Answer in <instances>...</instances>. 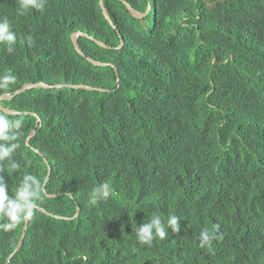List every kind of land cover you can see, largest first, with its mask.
<instances>
[{
	"label": "trees",
	"instance_id": "obj_1",
	"mask_svg": "<svg viewBox=\"0 0 264 264\" xmlns=\"http://www.w3.org/2000/svg\"><path fill=\"white\" fill-rule=\"evenodd\" d=\"M125 1L150 11L103 0L112 28L99 0H43L24 15L0 0L17 37L0 42V77L15 78L0 95L37 82L104 89L31 87L0 101L22 121L21 169L0 163L9 196L50 168L45 192L58 195L36 204L66 217L79 207L70 219L36 208L9 264H264V0ZM77 30L108 47L79 36V53ZM102 183L111 195L91 205ZM153 214L180 217V231L140 244L136 227ZM24 222L0 229V264ZM213 224L223 238L200 247Z\"/></svg>",
	"mask_w": 264,
	"mask_h": 264
},
{
	"label": "clouds",
	"instance_id": "obj_2",
	"mask_svg": "<svg viewBox=\"0 0 264 264\" xmlns=\"http://www.w3.org/2000/svg\"><path fill=\"white\" fill-rule=\"evenodd\" d=\"M124 1L125 0H122V3ZM18 3V15H24L25 12L30 9H40L43 7V0H18ZM147 6H149L148 12L142 17L147 15L150 11V3H147ZM145 10L142 12L137 11L144 13ZM16 39V34L11 31L9 20L7 18L0 20V42H7L9 45H12L15 43ZM9 50H11V48H9ZM14 81L15 78L12 75L6 74L0 77V88L6 89L8 85L14 83ZM63 85L70 86L73 84ZM21 128L22 121L20 119L10 120L7 114L0 113V163L6 165L5 172L7 173H15L21 169V164L14 158V153L18 148V144L15 141L18 139L19 130ZM46 183L47 179L44 177L38 178L32 174L24 175L15 194L10 197L3 177H0V218H4L7 221L6 223H0V229L4 232H11L15 230L20 223L30 220L37 207L36 202L43 199L42 193L44 192ZM111 192L112 189L110 185L108 183H102L98 187L92 189L88 202L91 205H96L99 201L107 199L111 195ZM179 219L180 217L172 215L169 216L165 222L161 219L160 215L153 214L148 222L136 227V238L140 244L151 246L155 237H159L161 240L166 238L169 234V229H171L172 233H178L180 231ZM219 227V224H213L211 229H203L199 235V246H210L213 240L222 239V234H219ZM80 259L86 261L87 257L83 256L80 257Z\"/></svg>",
	"mask_w": 264,
	"mask_h": 264
},
{
	"label": "water",
	"instance_id": "obj_3",
	"mask_svg": "<svg viewBox=\"0 0 264 264\" xmlns=\"http://www.w3.org/2000/svg\"><path fill=\"white\" fill-rule=\"evenodd\" d=\"M123 3L125 4V6L128 9L129 13L133 17L141 18L144 14H146L148 12L149 6L146 7V10H145L144 13H140L137 10H135L129 3L125 2V1ZM99 4H100V7H101V10H102V13H103L104 18L108 21V23L112 26V28H116L115 27V24L113 23L110 15L108 13V11L106 10V8H105V6L103 4V0H99ZM78 36L87 37L90 40H93L95 43H97L101 47H108L104 42H102V41L94 38L93 36L88 35L85 32H82V31H79L78 30V31L72 32L70 34V39H71V42H72L74 48L79 53H81V54H83V51L80 49V47L78 45V42H77ZM122 43H123V41H122V39H120V43L117 45V48H120L122 46ZM87 59H88V61L92 62L95 65H106V64H108L106 62L93 59V58H91L89 56H87ZM116 80H117V83H118V80H119V77L118 76H117ZM61 85H63V84H46L44 82L25 83L21 87H19L18 89H16L13 94H10L8 92L1 94L0 95V101L1 100H5V99H11L14 94L19 93V92H21V91H23V90H25L27 88H31V87H45V88H50V87H58V86H61ZM70 86L71 87H75V88L97 89V90H100V91L104 90L103 88H95L93 86L85 85V84H73V85H70ZM0 109L3 112L8 113V114H18V113H20L16 109L8 108V107H5V106L1 105V103H0ZM32 114H34L36 116V120H37L36 122L40 121L39 116H37L35 113H32ZM33 133H34V131H31L29 133V135H28V137L26 139V145H29V139L33 135ZM50 172H51V170L48 168L47 175H46V179L49 177ZM44 192H45V186H44ZM45 193H46V196H48V197H55V196L58 195V194H55V193H47V192H45ZM68 194L71 196L70 193H68ZM36 208L39 209V210H41L43 213H45L47 215H53L56 218H62V219H70V218L76 217L78 215V212H79V207H76V211L73 214V216L66 217V216L54 215V214L48 212L43 207H40L39 205H37ZM27 223H28V221H25V223H24V225L22 227V231H21V234H20V238H19L17 244L15 245L14 249L12 250V252L8 255L5 264H9V261H10L11 256L13 255L14 252H16L20 248L21 244L23 243V240H24V237H25V234H26Z\"/></svg>",
	"mask_w": 264,
	"mask_h": 264
}]
</instances>
